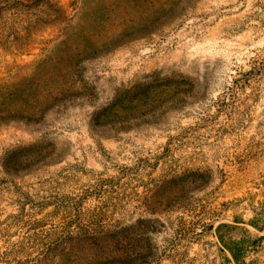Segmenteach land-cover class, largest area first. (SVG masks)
Instances as JSON below:
<instances>
[{
	"label": "rangeland",
	"instance_id": "1",
	"mask_svg": "<svg viewBox=\"0 0 264 264\" xmlns=\"http://www.w3.org/2000/svg\"><path fill=\"white\" fill-rule=\"evenodd\" d=\"M57 1L72 26L107 36L126 27L127 34L86 62L81 84L91 102L56 106L38 123L0 122V222L17 211L14 183L33 195L88 194L82 211H97L104 226L142 220L139 244L152 238L157 248L150 264H233L235 245L245 261L264 264V71L251 69L264 65V0H190L148 33L132 28L139 4L169 0H86L82 8L77 0ZM99 8L101 26L92 32ZM59 27L38 28L27 52L0 47V81L27 72ZM248 70L253 75L241 79ZM153 72L184 77V84L159 88L160 99L169 94L181 103L126 129L90 130L96 106ZM158 100H139V111ZM12 150L31 156L17 171L3 167ZM142 157L138 171L115 181L121 166ZM14 230L9 240L24 231Z\"/></svg>",
	"mask_w": 264,
	"mask_h": 264
},
{
	"label": "trees",
	"instance_id": "2",
	"mask_svg": "<svg viewBox=\"0 0 264 264\" xmlns=\"http://www.w3.org/2000/svg\"><path fill=\"white\" fill-rule=\"evenodd\" d=\"M82 8L86 0H77ZM190 0H169L164 4H139V19L134 20L133 31L151 32L153 29L180 15L183 5ZM94 3V2H92ZM103 9V7H101ZM90 24L92 32L101 26L96 18ZM101 14L102 13L101 11ZM106 21L107 19L103 17ZM64 9L57 0H0V47L13 49L19 53L28 51L35 31L43 26L59 24L56 40L41 48V54L31 64L29 70L14 79L0 81V122L23 121L38 123L50 110L64 107L67 103L85 97L91 102L92 92L81 84L84 66L96 54L121 43L127 28L112 36L107 33L85 32L82 25L70 24ZM131 31V32H133ZM260 74L264 65L251 68ZM241 73V79H248L253 71ZM149 80H137L128 86H121L113 97L102 106H96L89 117L90 130L101 135L110 128L126 129L139 119H155L170 110L171 105L183 100L166 94L161 99L159 88H168L182 81L181 74L159 77L158 72L149 75ZM174 80V82H173ZM159 100L139 111V100ZM146 107V106H145ZM147 111V112H146ZM146 112V113H145ZM135 125V124H132ZM18 150V149H17ZM20 150V149H19ZM165 152L158 156L164 157ZM7 170L13 165L14 171L26 163L31 156L16 150L4 154ZM146 157L138 158L130 166H121L115 181L139 170ZM112 182L113 179H109ZM18 194L17 211L9 214L5 221L7 228L0 225V264H139L153 262L149 256L157 252L152 238L139 244V224L135 220L125 226H104L98 212L82 211L83 200L88 194L73 196L50 190L44 194H31L14 183ZM101 185L96 184L95 190ZM99 196L98 192L89 195ZM51 207V210L45 211ZM45 211V212H44ZM156 222V219H144ZM0 222V223H1ZM11 227L24 229L16 240L7 238ZM153 252V253H154ZM233 264H250L241 258L243 246L230 249Z\"/></svg>",
	"mask_w": 264,
	"mask_h": 264
}]
</instances>
